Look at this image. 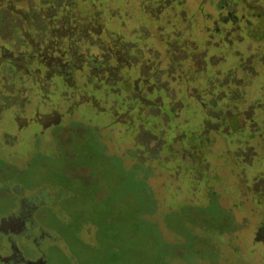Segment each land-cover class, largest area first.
<instances>
[{
  "label": "flooded vegetation",
  "instance_id": "obj_1",
  "mask_svg": "<svg viewBox=\"0 0 264 264\" xmlns=\"http://www.w3.org/2000/svg\"><path fill=\"white\" fill-rule=\"evenodd\" d=\"M109 2L0 0V142L36 155L9 183V197L0 190L8 206L0 214V264H48L66 249L57 235L64 212L84 205L72 190L82 183L77 175L56 171L67 155L101 157L91 163L97 173L108 155L119 156L105 142L110 130L124 128L116 141L153 132V122L178 134L172 120L182 111L221 128L225 104L236 107L243 97L237 73L254 71L257 85L264 75V0H136L133 11ZM261 97L251 111H260ZM229 118L237 123L236 109ZM183 137L196 139L191 131Z\"/></svg>",
  "mask_w": 264,
  "mask_h": 264
},
{
  "label": "rangeland",
  "instance_id": "obj_2",
  "mask_svg": "<svg viewBox=\"0 0 264 264\" xmlns=\"http://www.w3.org/2000/svg\"><path fill=\"white\" fill-rule=\"evenodd\" d=\"M110 1V7L136 8V0H125L124 5ZM220 61V66L229 64L228 58ZM211 62L214 65L216 59ZM252 74L237 73L243 97L236 107L225 104L227 120H221V128L209 121L201 125L200 118L189 119L182 111L172 120L178 134L168 133L165 125L156 128L155 122L151 123L153 132L142 130L135 137L118 141V130L124 128L110 130L105 142L109 153L119 155L112 157L116 167L105 166L95 172L101 180L91 183L95 188L105 187L102 191L93 189L103 211L94 212L91 204L66 209L68 218L57 232L66 249L48 264H264V91H257L264 87V75L257 85L254 71ZM256 95L262 96L260 111H251ZM235 109L239 118L234 124L229 116ZM249 116L253 125L247 121ZM185 131H191L196 139L185 140ZM197 137L205 138L204 142H198ZM30 153L18 155L0 142L3 196L9 197V183L32 167L36 155ZM142 167L144 171L139 170ZM56 171H60L58 167ZM89 194L82 198L84 203ZM212 201L224 218L195 231L201 235L204 231L205 238L207 233L214 236L221 249L213 255L201 248L207 241L190 238L186 232L189 226L181 223L186 222L193 205L206 206ZM7 208L0 201V214ZM76 243L81 248L75 251ZM72 255L76 261H70Z\"/></svg>",
  "mask_w": 264,
  "mask_h": 264
},
{
  "label": "trees",
  "instance_id": "obj_3",
  "mask_svg": "<svg viewBox=\"0 0 264 264\" xmlns=\"http://www.w3.org/2000/svg\"><path fill=\"white\" fill-rule=\"evenodd\" d=\"M89 148H90V146H89ZM86 156L87 155H85L83 153L80 155H77V156H75V154L67 155L66 159L62 163H60V165L58 166L60 172H62L64 174V176H65L64 178H69L68 176L73 178L74 174L77 175L76 177L79 180H81L82 183H79V184L75 185L74 187H72L73 188L72 190H74L76 193H78L81 198H85V199H86V196H88L87 195L88 190H89L88 185L91 186L92 182L95 183L97 180H101V177H99V174H97L98 176L97 175L95 176L96 173H94V170H92V168H91L93 163H95V165H96L97 162H100L101 157L96 156L92 160V162H90L89 160L86 159ZM108 157H109V163L107 162L106 164H108L109 168H111V167L115 168L116 166H115V162L112 161V156L108 155ZM48 162L49 161H47V163ZM139 170L144 171L145 169L143 168V170H142L141 168H139ZM62 187H63V185H62ZM98 188L100 191H102V189H104L105 187L99 186ZM98 188L93 187V189H98ZM110 198H112V197H110ZM88 200H90V198ZM110 201H112V200H110ZM93 202H95V203H93V206H95V208H92L93 211L101 213V211H103L102 208H104V205L101 206V202H98L96 197H95V201H93ZM84 205H88L87 202L84 203ZM188 210H189L188 214H190L189 217L187 218V220L184 219L186 222H181L183 227L189 226V229L186 232L190 233V235H189L190 238L195 237V240H199L198 242H200V243L203 240H206L207 245L202 243L203 245L201 246V248L209 251V253L212 255L217 254L218 250L221 248H220V245L217 244L218 242H216V240L214 239V236H211L210 234L207 233L208 236H207V238H205L203 235V231H202V235L200 233L198 234V232L195 231V228H197V227L198 228H200V227L204 228V226H212V225H214V223H216L220 219L222 220L223 218L219 217V215L221 214L219 208L216 206V204H207L204 207L203 206H196V207H191ZM199 230L200 229H198V231ZM204 234H205V232H204ZM79 248H81V247L76 243L74 246L75 251ZM220 251H222V250H220Z\"/></svg>",
  "mask_w": 264,
  "mask_h": 264
}]
</instances>
